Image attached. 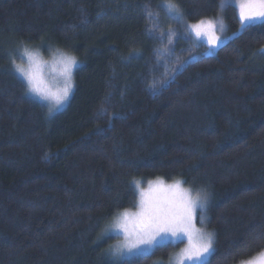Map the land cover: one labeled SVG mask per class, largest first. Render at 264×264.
<instances>
[{"label": "trees", "instance_id": "1", "mask_svg": "<svg viewBox=\"0 0 264 264\" xmlns=\"http://www.w3.org/2000/svg\"><path fill=\"white\" fill-rule=\"evenodd\" d=\"M0 0V264H152L182 242L113 261L112 219L133 180L206 190L205 264L264 248V20L233 0ZM151 13V15H149ZM220 18L213 53L185 28ZM48 43L78 60L68 103L49 112L14 71Z\"/></svg>", "mask_w": 264, "mask_h": 264}, {"label": "snow or ice", "instance_id": "2", "mask_svg": "<svg viewBox=\"0 0 264 264\" xmlns=\"http://www.w3.org/2000/svg\"><path fill=\"white\" fill-rule=\"evenodd\" d=\"M235 6L242 27L264 20V0H235ZM165 7L176 18H182L174 0H167ZM187 28L197 40L215 48L222 40L217 30L223 31L224 23L220 18H206L187 25ZM21 58H26L27 63L17 64L13 61L14 71L26 83L29 93L49 102V112L69 98L74 88L73 69L78 64L75 56L61 50L54 54L51 69L58 77V83L45 78L47 62L40 59L36 50L25 46ZM184 183L179 179L165 183L158 177L155 181H149L145 189L141 187L139 180L131 181L139 196L137 211L125 209L117 214L113 223L102 234V238L111 230H119L123 234L122 242L110 247L113 257L121 258L134 251L155 248L169 238H183L187 243L175 255V264H205V258L213 251L215 234L197 227L196 220L199 212L200 222H204L203 213L207 211L210 193L200 190L193 196L192 189L183 187ZM240 264H264V248L254 256L241 260Z\"/></svg>", "mask_w": 264, "mask_h": 264}, {"label": "rangeland", "instance_id": "3", "mask_svg": "<svg viewBox=\"0 0 264 264\" xmlns=\"http://www.w3.org/2000/svg\"><path fill=\"white\" fill-rule=\"evenodd\" d=\"M233 3L235 4V0H233ZM236 9H237V8H236ZM168 12H169V11H168ZM169 14H171L170 18H172V20L174 19V20L180 22V18H179V19L176 18V15H175L174 13H170V12H169ZM237 14H238V9H237ZM257 21H259V20H257ZM196 23H197V22H196ZM189 24H194V23H187V24H185V28H186V30L188 31V33L191 35L193 41H194L196 44H204V45H206V47H207L208 50H209V53H213V52L215 51L216 47H215V48H212V47H210L209 45H207L206 42H203V41H201V40H197V38L195 37V35H194L193 33H191L190 29L187 28V25H189ZM217 34L220 35V36L222 37V40L219 42V45H220L224 40H226V39L228 38V36H229V34L226 32L225 25H224V30H223V31H220L219 29L217 30ZM219 45H218V46H219ZM218 46H217V47H218ZM51 47H52V46H50L48 43H45V44H41V45H39L38 47L32 48V50H36V51L39 53V55H40V59H41L42 61L47 62L46 66H45V69H44V72H45V78H46L47 80H49V81H54V80H55V82L58 83V82H59V81H58V77H56V74H55V73L52 71V69H51V62H52L53 59H54V54H55V53L57 52V50H59V49H52ZM259 51H260V52H264V47H262ZM63 52H64V51H63ZM21 53H22V52H21ZM65 53H66V52H65ZM67 54H68V53H67ZM69 55H70V54H69ZM14 61H15V63H17V64H20V63H25V64H26V63H27L26 58H24V59L21 58V54H20V56H17L16 60H14ZM77 65H78V64H77ZM77 65L74 66L73 72H74L75 68L77 67ZM18 77H19L20 79H22L19 75H18ZM25 84H26V83H25ZM72 91H73V90H72ZM28 93H29V92H28ZM29 94H30L33 98H36V100H38V101L43 102L44 104H46V105L48 106V108H49V102H48V101L43 100V99H41L40 97H38V96H36V95H34V94H31V93H29ZM71 94H72V92L70 93L69 98H70ZM69 98H68L63 104L57 106L52 112H56V111L61 110L62 108H64V107L66 106V104L68 103ZM156 179H157V178L149 179V180H145V181H142V180H141V181H140V182H141V187L147 189V187H148V182H149V181H155ZM163 180H164V179H163ZM175 180H177V179H175ZM164 181H165V183H172L174 180H172V181H166V180H164ZM183 187H185V188H190V187L185 186L184 184H183ZM191 189H192V195H193V196L196 195L197 191H200V190H196V189H193V188H191ZM135 192H136V191H135ZM138 200H139V196H138V192H136V205H135V208H134V209H128V210H130V211H132V212L137 211V208H138ZM121 212H123V211H121ZM121 212H120V213H121ZM199 215H200V214H199V212H198L197 220H196L197 227H201V228H204V229L207 230V231H210V230H208V229L206 228V225H205V224H206V212L203 213V215H204V217H205V220H204L203 223L200 222ZM115 217H116V216H115ZM115 217H114V218H115ZM114 218L112 219L111 224L113 223ZM111 224H109V226H108L107 228H109ZM104 232H105V231H104ZM210 232H211V231H210ZM109 237H112L113 239H112V240H109L110 242H109L108 246L104 247V255H105L106 258H109V259H111V260H113V261H119V260H122L123 258H131V257L136 256V255H139V254H149V253H151V252L156 248V247H155V248H152V249H146V250H144V251H142V252H135V251H134L132 254H130V255H126L125 257L116 258V257H113V256L111 255L110 247H114L115 245H117V244H119L120 242H122V240H123L124 237H123V234L119 232V230H111V231L107 232V234L103 236V239H106V238H109ZM177 242H182V245H181L179 248L173 250V251L170 253V255H169L166 259H154L153 262H152V264H175V259H174V258H175V255H176L177 253H179L180 250L186 246V243H187L186 239L180 238V239H177V240H173L172 238H169L167 241H165V242L163 243V244H167V243H177ZM163 244H162V245H163ZM209 256H210V255H208V256L205 258V262L208 260ZM186 264H188V262H186Z\"/></svg>", "mask_w": 264, "mask_h": 264}]
</instances>
